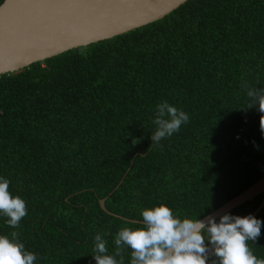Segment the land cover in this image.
I'll return each mask as SVG.
<instances>
[{
  "label": "trees",
  "instance_id": "1",
  "mask_svg": "<svg viewBox=\"0 0 264 264\" xmlns=\"http://www.w3.org/2000/svg\"><path fill=\"white\" fill-rule=\"evenodd\" d=\"M244 82L264 87V0H187L0 75V175L27 209L15 229L0 217V234L17 231L36 264H94V234L107 233L113 252L141 207L204 217L264 176L261 113L246 107ZM164 100L189 121L156 145L151 118ZM263 198L228 212L248 215ZM255 216L264 221V205ZM249 246L264 258V224Z\"/></svg>",
  "mask_w": 264,
  "mask_h": 264
},
{
  "label": "clouds",
  "instance_id": "2",
  "mask_svg": "<svg viewBox=\"0 0 264 264\" xmlns=\"http://www.w3.org/2000/svg\"><path fill=\"white\" fill-rule=\"evenodd\" d=\"M256 85L244 82L242 88L248 99L246 107L261 113L260 130L264 136V87ZM188 121L184 110L166 100L157 103L151 118V143L158 145ZM9 185V179L0 175V217L15 229L27 215V209L22 197L10 193ZM139 215L140 226L125 224L118 228L111 253L104 238L107 233L94 234L90 253L94 264H125L124 249L130 251L127 264H264V258L254 254L249 246L261 235L264 224L252 214L240 216L225 211L218 219L214 215L200 219L199 215L174 213L161 202L141 207ZM37 260L36 253L25 247L17 231L0 234V264H36Z\"/></svg>",
  "mask_w": 264,
  "mask_h": 264
},
{
  "label": "water",
  "instance_id": "3",
  "mask_svg": "<svg viewBox=\"0 0 264 264\" xmlns=\"http://www.w3.org/2000/svg\"><path fill=\"white\" fill-rule=\"evenodd\" d=\"M186 1L4 0L0 5V75L141 27ZM262 192L264 176L200 219L218 218ZM103 201L99 205L105 209ZM263 205L264 198L250 214L255 216Z\"/></svg>",
  "mask_w": 264,
  "mask_h": 264
}]
</instances>
